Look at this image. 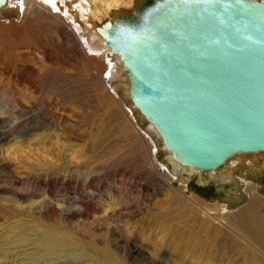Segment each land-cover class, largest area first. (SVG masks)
Instances as JSON below:
<instances>
[{"label": "rangeland", "instance_id": "374dc122", "mask_svg": "<svg viewBox=\"0 0 264 264\" xmlns=\"http://www.w3.org/2000/svg\"><path fill=\"white\" fill-rule=\"evenodd\" d=\"M63 13L67 26L0 16V264H196L202 210L248 199L177 179L164 147L128 136L97 81L106 60L90 61L75 8ZM252 183L264 215V172Z\"/></svg>", "mask_w": 264, "mask_h": 264}, {"label": "water", "instance_id": "95a60500", "mask_svg": "<svg viewBox=\"0 0 264 264\" xmlns=\"http://www.w3.org/2000/svg\"><path fill=\"white\" fill-rule=\"evenodd\" d=\"M153 2L100 31L132 105L182 165L204 172L264 152V3Z\"/></svg>", "mask_w": 264, "mask_h": 264}, {"label": "bare ground", "instance_id": "6f19581e", "mask_svg": "<svg viewBox=\"0 0 264 264\" xmlns=\"http://www.w3.org/2000/svg\"><path fill=\"white\" fill-rule=\"evenodd\" d=\"M99 1L7 0L4 5L0 6V16L8 12L23 18L28 16L35 20L39 17L45 18L48 21L51 20L53 24L65 26L64 19L58 13L64 12L63 14L68 15L69 7H74L76 15L72 17L68 15V19L74 25L70 28V24L69 28L77 39L78 35L82 36L80 39L85 50L84 53L94 65L96 60L101 58L106 60L107 66L101 67L97 81L103 89L107 90L108 95L115 99L113 101L115 110L118 116L124 118L123 122L127 127L126 133L128 136H136L141 142L143 140L148 147L162 146L163 148L158 133L132 105L129 99L128 75L123 73V67L118 62L119 56L109 55V48L105 45L100 33L101 29L112 23L116 17L122 14L133 15L139 4L143 3L144 6L152 7H155L156 4L153 0H109L108 3L99 6ZM255 1L264 3V0ZM120 20L122 19L120 18ZM163 150L177 179L188 182L192 175H197L199 184L203 186H208L211 179L223 183L232 182L236 186V200L248 199L243 207L231 211L228 204L220 206L216 203L218 212L220 211L217 215H212L211 209L202 210L201 215L205 217L206 221L203 222L204 225L202 223L201 230L204 236H207V244H200L196 248L195 253L205 249L197 254L198 260H194L196 264H264V215L260 213L263 201L260 197L262 195L259 196L256 192L255 183H252L264 172V152L238 153L218 169L202 172L199 169L182 165L172 157L169 150L165 148ZM242 185L245 186V189L242 188ZM227 195L231 200V195L228 193ZM180 253L181 251L178 254ZM179 257L176 258L179 259L176 264L183 262V257L181 255ZM39 259L38 255L31 257V261L34 262H38Z\"/></svg>", "mask_w": 264, "mask_h": 264}]
</instances>
